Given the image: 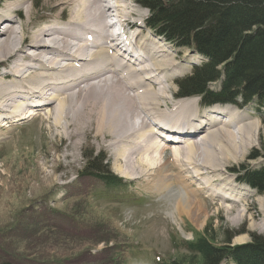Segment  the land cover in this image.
<instances>
[{
  "label": "rangeland",
  "instance_id": "1",
  "mask_svg": "<svg viewBox=\"0 0 264 264\" xmlns=\"http://www.w3.org/2000/svg\"><path fill=\"white\" fill-rule=\"evenodd\" d=\"M8 1L4 0L0 3V8ZM137 1L119 0L121 3L119 9L121 14L129 13L132 19H136L135 16L141 11L139 23L145 28L149 11ZM42 3V0L28 1L27 5H30L33 14H36L45 10L42 8ZM12 15L14 19H18L15 14ZM23 18L27 20L26 16ZM149 30L145 28L148 34H150ZM140 31L144 35L142 27ZM160 43H165L166 46L163 47L168 53L171 55L173 53L176 59L178 58V68L171 74L172 81H170L174 93H177L175 80L188 74L192 65L198 64L202 59L192 49H180L169 42ZM185 99L194 100L196 103L200 100V105H206L199 97ZM207 105L214 107L210 109L211 111L201 110V113L209 115L213 110L220 111L219 108L223 106L230 109L221 103ZM237 108L261 123V126H257L255 142L252 146L246 145V149L240 152L242 154H239V150L236 151L237 160L226 159L221 163L220 166L223 164L226 172L219 170L216 174L212 168L201 170L204 174L198 181L201 179L205 181L201 180L191 189H196L197 186L200 188L209 186V189L203 192L196 189L200 196L197 193V196H192L193 199L196 197V201L202 202V207L198 203L199 209L197 207L198 211L195 210L197 213L195 215L184 213L183 205L181 207L176 205L183 204L188 192L193 191L190 189L188 191L183 186L187 182H185L186 177H190L191 174L184 171V163H182L183 168L177 169L169 162H163V157L168 152L162 155L161 160L156 158L157 163L151 165L150 170L143 164L121 166L123 172L121 176L120 173L118 174L119 171L114 170L116 163L113 165L112 162L115 157L112 148L107 146L110 142L106 139L84 136L80 138V145L72 147L74 138L72 141H66L62 136H53V132L47 129L46 124L42 129L41 119L28 117H25L24 121L17 124L14 129L10 127L1 129L0 262L159 264L177 261L186 263L191 254L184 248L183 243L194 241L205 229L215 237L216 244L228 247L250 244L251 236L254 234L264 236V193L259 194L240 178L241 171L248 167L256 168L264 162V105L260 106L253 101L247 105L239 104ZM247 120L248 118L244 122ZM233 127L230 128L231 133L241 130ZM160 139L161 143L166 144L164 138L160 137ZM166 145L170 147L168 142ZM210 146V144L205 148L197 146L198 148L193 150H188L186 146L180 148L187 153L186 158L189 155L187 158L190 159L189 161L201 162L205 152L203 150H208ZM138 151L136 149V153ZM91 154L101 155L110 173L122 178L124 185L107 188L96 176L86 175L84 171L86 156ZM128 154L129 151L127 157H132ZM137 154L142 158L141 151ZM255 154L258 156L254 157ZM66 155L64 160L63 156ZM209 158L212 159V163H216L211 154ZM133 173L136 174L131 175ZM134 176L139 177L136 179ZM220 176L224 177L221 181L218 180ZM223 187H226V195L234 201H239L232 209L230 208L233 202L221 203L212 198ZM207 199L211 202L206 201ZM226 232L235 234L229 243L223 237ZM221 264L234 263L225 259Z\"/></svg>",
  "mask_w": 264,
  "mask_h": 264
},
{
  "label": "bare ground",
  "instance_id": "2",
  "mask_svg": "<svg viewBox=\"0 0 264 264\" xmlns=\"http://www.w3.org/2000/svg\"><path fill=\"white\" fill-rule=\"evenodd\" d=\"M28 1L36 0H9L0 8V130L14 129L28 117L41 119L42 129L46 124L53 136H62L66 141L74 138L72 147L84 136L106 139L115 157L114 170L121 176V166L143 164L150 170L157 163L156 158L161 160L168 152L163 162L177 169L184 163V171L191 174L187 179L184 177L186 184L182 182L184 188L193 191L185 193L183 204L176 205H183L184 213L197 214L195 210L199 209L198 203L202 207V202L192 196H200L196 189L200 192L209 189V186L191 189L205 181H198L204 174L201 170L226 172L221 163L226 159L237 160L236 151L242 154L246 145L252 146L261 123L237 107L223 106L207 115L201 113L204 106L201 107L200 100L196 103L176 99L170 81L178 68V58L163 47L166 45L160 43L162 38L151 30L150 34L145 32L148 27L139 23L142 16L139 8L135 7L140 14L136 13L137 18L132 19L129 13L121 14L119 0H42L45 10L33 14ZM40 14L43 16H36ZM107 19H115L121 32L115 35ZM231 127L241 130L231 133ZM165 136H169L166 141L169 140L170 147L161 143L160 137ZM209 144L210 148L203 150L201 162L189 161V155L186 158L187 153L180 148L193 150ZM135 148L141 151L143 159ZM210 154L216 163L211 162ZM225 188L212 198L221 203L233 202L232 209L239 201L226 195ZM201 210L200 213L204 211Z\"/></svg>",
  "mask_w": 264,
  "mask_h": 264
},
{
  "label": "trees",
  "instance_id": "3",
  "mask_svg": "<svg viewBox=\"0 0 264 264\" xmlns=\"http://www.w3.org/2000/svg\"><path fill=\"white\" fill-rule=\"evenodd\" d=\"M137 3L150 11L147 23L158 36L178 48L194 49L203 57L204 61L193 65L189 75L176 81L177 94L200 96L207 104L238 106L254 101L264 105V0H138ZM86 157V175L96 176L106 186L121 184L101 155ZM240 178L263 194L264 162L241 171ZM234 235L226 232L223 237L229 243ZM251 237L250 244L228 247L216 244L215 237L205 229L194 241L183 243L191 254L186 263L159 264H221L225 259L234 264H264V236Z\"/></svg>",
  "mask_w": 264,
  "mask_h": 264
}]
</instances>
